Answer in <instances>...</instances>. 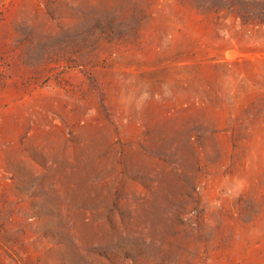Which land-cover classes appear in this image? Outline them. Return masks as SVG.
<instances>
[{"label":"rangeland","instance_id":"374dc122","mask_svg":"<svg viewBox=\"0 0 264 264\" xmlns=\"http://www.w3.org/2000/svg\"><path fill=\"white\" fill-rule=\"evenodd\" d=\"M0 264H264V0H0Z\"/></svg>","mask_w":264,"mask_h":264}]
</instances>
